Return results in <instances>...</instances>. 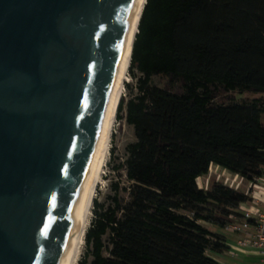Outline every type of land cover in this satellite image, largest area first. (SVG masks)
<instances>
[{"label": "trees", "instance_id": "1", "mask_svg": "<svg viewBox=\"0 0 264 264\" xmlns=\"http://www.w3.org/2000/svg\"><path fill=\"white\" fill-rule=\"evenodd\" d=\"M129 73L137 91L116 112L135 136L128 185L114 183L107 205L94 197L78 264H216L225 236L201 221L224 227L252 199L196 179L212 163L248 183L264 171V0H145Z\"/></svg>", "mask_w": 264, "mask_h": 264}, {"label": "water", "instance_id": "2", "mask_svg": "<svg viewBox=\"0 0 264 264\" xmlns=\"http://www.w3.org/2000/svg\"><path fill=\"white\" fill-rule=\"evenodd\" d=\"M138 0H0V264H65Z\"/></svg>", "mask_w": 264, "mask_h": 264}, {"label": "rangeland", "instance_id": "3", "mask_svg": "<svg viewBox=\"0 0 264 264\" xmlns=\"http://www.w3.org/2000/svg\"><path fill=\"white\" fill-rule=\"evenodd\" d=\"M135 73L138 75V72ZM128 74H129V79L125 83V88L123 92V96L125 100H127L131 94L136 93L137 91L136 78L132 74H130L129 71ZM151 82L152 84L158 86H164L166 83V77L155 75L152 77ZM236 99L239 102L248 100L247 95L245 93L242 94L236 93ZM216 101L220 103H227V96L222 94L218 99H216ZM113 135H112L113 142H112V138H111V142L113 143L114 151L112 152V154H110L109 151L107 163L103 170L104 180L102 181L101 184L98 185L95 192V196L97 197V200L101 203H104L105 205L109 203V199H110L109 197L113 194L114 183H118L121 187L128 185V181L125 175V169L120 165L124 162L126 157V145L129 142L135 140L133 127L132 125L127 124L124 118H121L120 120L116 119ZM212 180L221 181L232 187H236V185L238 184L237 188L240 190H246V187L248 185V182L242 179L239 175L219 165H215L214 163L210 164L208 168V172L206 174L196 179L198 187L203 189L209 187V184ZM120 196L126 199L127 197L126 191L121 189ZM91 217H92V210H91L90 220ZM90 220H89V224H90ZM201 223L210 230L213 229V226L210 223L203 221H201ZM85 251H86V247L84 243L79 260L82 258Z\"/></svg>", "mask_w": 264, "mask_h": 264}, {"label": "bare ground", "instance_id": "4", "mask_svg": "<svg viewBox=\"0 0 264 264\" xmlns=\"http://www.w3.org/2000/svg\"><path fill=\"white\" fill-rule=\"evenodd\" d=\"M144 3L145 0H138L137 8H136V20L134 21L133 25L128 31L127 44L120 63L119 75L116 80L114 90L111 95V99L105 115L104 136L100 147L97 148V153L95 160L93 162L89 182L87 184V187L84 192V196L80 204L79 213L76 217L72 243L65 264H78V260L82 253V249L85 243L84 241L85 232L90 220L93 198L95 197V192L98 185L101 184L102 181L104 180L103 170L107 163V159L110 151V145H111V138L116 124L117 106L121 96L123 95L125 83L129 79L128 71H129V62L131 58V49H132L135 33L137 32V25Z\"/></svg>", "mask_w": 264, "mask_h": 264}, {"label": "built area", "instance_id": "5", "mask_svg": "<svg viewBox=\"0 0 264 264\" xmlns=\"http://www.w3.org/2000/svg\"><path fill=\"white\" fill-rule=\"evenodd\" d=\"M251 191L247 193L251 201L240 202L237 210L241 219L230 222L226 228L232 232H243V236L237 239L236 244L243 248H250L256 253L261 264H264V209L258 210L255 205H264V171L255 183H249ZM238 184L236 185L237 188ZM231 248H233L231 246Z\"/></svg>", "mask_w": 264, "mask_h": 264}, {"label": "crops", "instance_id": "6", "mask_svg": "<svg viewBox=\"0 0 264 264\" xmlns=\"http://www.w3.org/2000/svg\"><path fill=\"white\" fill-rule=\"evenodd\" d=\"M249 189L251 191V187L248 183L246 190ZM243 190V191H246ZM255 207L258 210L264 209V205L262 204H256ZM241 219L239 216H230L228 217V220L230 222H238ZM227 223V224H228ZM224 227L213 225V229H211L214 232L221 233L225 236V244L227 248L220 252H211L209 255L210 257L215 261L216 264H261L259 261L258 256L253 251V249L250 248H243L236 244L237 239L241 238L243 236V232H232L229 231L226 228V225ZM231 246L233 248H231Z\"/></svg>", "mask_w": 264, "mask_h": 264}]
</instances>
